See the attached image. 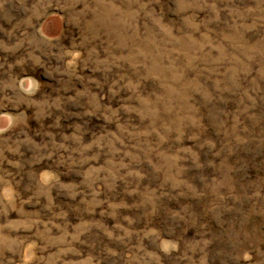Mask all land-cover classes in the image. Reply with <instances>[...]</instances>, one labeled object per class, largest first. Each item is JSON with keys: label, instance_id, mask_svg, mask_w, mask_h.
Returning <instances> with one entry per match:
<instances>
[{"label": "rangeland", "instance_id": "374dc122", "mask_svg": "<svg viewBox=\"0 0 264 264\" xmlns=\"http://www.w3.org/2000/svg\"><path fill=\"white\" fill-rule=\"evenodd\" d=\"M0 264H264V0H0Z\"/></svg>", "mask_w": 264, "mask_h": 264}]
</instances>
